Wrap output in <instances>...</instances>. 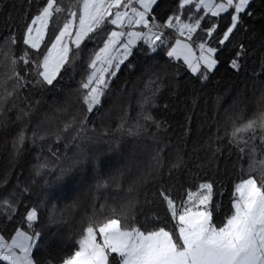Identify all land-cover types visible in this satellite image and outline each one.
<instances>
[{"label": "trees", "instance_id": "1", "mask_svg": "<svg viewBox=\"0 0 264 264\" xmlns=\"http://www.w3.org/2000/svg\"><path fill=\"white\" fill-rule=\"evenodd\" d=\"M49 1L43 39L33 48L27 29ZM82 1L0 0V235L9 240L22 229L35 237L34 264H62L112 220L124 231H168L179 246L175 214L203 183L214 229L232 216L238 182L253 179L264 198V0H252L232 27L234 5L211 16L194 9L196 0H157L150 37L108 74L93 107L88 80L116 28L110 16L69 43L53 80L41 75L62 28L77 29ZM182 22L193 46L215 48L212 70L192 73L169 58L179 35L172 24ZM255 117L263 124L253 134L240 130ZM31 210L36 218L28 221ZM107 258L120 263L117 253Z\"/></svg>", "mask_w": 264, "mask_h": 264}, {"label": "crops", "instance_id": "2", "mask_svg": "<svg viewBox=\"0 0 264 264\" xmlns=\"http://www.w3.org/2000/svg\"><path fill=\"white\" fill-rule=\"evenodd\" d=\"M136 1H138L136 9L138 11L133 10L129 14L125 12V14L133 15L132 22L126 25L130 29H141L142 35L146 34L149 37L150 33L147 29L149 23L147 27H144V24L139 20V15L145 12L144 15L148 17L157 0ZM251 1L237 0L233 3L234 13L231 27L235 25L238 15L247 9ZM222 2H213L214 4L212 8H209L208 13L211 16L225 13V3ZM81 3L80 22L74 37L72 36L74 44L80 42L94 26L106 17L110 16L112 20L114 11L122 7L120 0H83ZM181 5L183 6V4ZM178 24H172V26L179 31L180 26ZM64 33L65 30H61L59 34ZM140 38L139 34L134 35L130 43L132 48ZM67 44H69L68 39ZM215 52V48L208 45L199 51L190 42L178 35L167 53L172 61H181L190 72L196 73L200 69L212 70L216 66ZM253 186H247L249 194H242L235 198L233 214L225 226L220 229H214L209 224L210 216L206 210L210 200L209 189L199 187L198 190L189 193L180 210L181 212L175 214L178 221L179 246L175 245L168 231L161 229L147 234L137 230L124 231L119 228L115 220L100 227V237L108 243L106 247L111 248V252L120 256L119 264H264L262 261L264 256L261 250H264V236L261 232H255L256 219L251 207L253 204V195L251 194ZM200 190L206 193V198L203 201L198 200ZM255 194L259 199L257 193ZM237 204H239V211ZM258 227L260 230L261 226ZM14 232L9 240L0 235V263L31 264L28 253L30 254L32 250L35 237L22 229ZM108 251L110 252L107 249L106 254L98 256L100 264H108ZM94 256L96 258L97 255L94 254ZM87 259L88 256L74 255L72 259L62 264L75 263L74 260L87 261ZM32 264L34 263L32 262Z\"/></svg>", "mask_w": 264, "mask_h": 264}, {"label": "rangeland", "instance_id": "3", "mask_svg": "<svg viewBox=\"0 0 264 264\" xmlns=\"http://www.w3.org/2000/svg\"><path fill=\"white\" fill-rule=\"evenodd\" d=\"M221 1H223L222 3H225L224 12H226L229 9V7H231L233 5V3L237 0H221ZM190 2H191V0H180V4H183V6H185V4L186 5L190 4ZM213 2L219 3V2H216L214 0H196L194 2V9L197 11H199V10L202 11L205 15H210L208 13V10H209V8H212V5L214 4ZM51 5H52V2L49 1V3L46 4V6L42 9V11L38 15H36L33 18V20L31 21V23L27 29L26 36H25V42L27 45H29L33 48H36L40 44L41 40L43 39L44 32H45L44 30L46 28V24H47L49 15H50ZM81 7H82V5H81ZM124 9H125V6L123 3L122 7L117 8V10L114 11V14L112 16V20L110 17V21L114 25H116V28L110 33L109 37L105 41L104 46L97 53L95 60L92 63V66H91L92 67V73L90 74L89 80H88V86H89L88 95H87L88 97H86L88 99L91 107H93V105L98 104L100 98L102 97L103 93L105 92L106 86H104V82L106 81L108 74L117 70L119 68V66L124 62L126 57L128 56L127 54L129 53L130 49L132 48L130 43H131L134 35L139 34L141 37L145 36L144 34L142 35L141 29H137V30H135L133 28H131V29L129 28L126 30L121 29L124 25H126L127 23H131L133 20L132 19L133 15H128L132 11L129 12L128 14H125ZM136 11H138V10H136ZM144 13H141V15H139V20L141 21L142 24H144V27H147V25L149 23L148 17H147V15H144ZM80 17H81V14H80ZM137 24L139 25L138 21H137ZM178 26H180V27H179V31H178V29H177V31H178V34L180 35L183 32V30L188 29V26L190 27V24L182 22V23L178 24ZM70 29H71L70 26L69 27L66 26V27L62 28V30H65V33L59 34V36L56 38V40L51 45L49 51H47V53L44 55V57L42 59L41 75L44 78V80H46V81L53 80V78L56 76V74L60 70L62 64L66 60L68 49H69V44H67V39H68V43L74 44L72 42L74 40L73 35L75 34L77 29L74 32H72ZM66 34L69 35L67 39H66V36H67ZM150 35H151V33H150ZM150 35H149V37H150ZM80 42H78L77 44H79ZM77 44L75 43L74 45H77ZM128 46H129V49H128ZM88 86L86 85V87H88ZM137 86H140V84H137ZM114 105H116V104H114ZM112 108H113V110L108 111V112L112 113L111 115L113 116V113L116 110V108H114V106ZM66 111H70L69 108ZM254 119H256V117ZM101 123H103V122H101ZM259 124H263V123L261 121H259V118H258V120L256 119L255 121H251L249 123H246V124L242 125L241 127L238 126V128L240 127V130L245 131V133L252 132V134H253L254 133L253 130L256 129L257 127H259ZM238 128H236V129H238ZM239 137H242V136L239 135ZM122 142L124 143L125 141H122ZM248 185H254L253 190L251 191V194L253 195V197H252L253 204L251 207L253 209V216L256 219V225H255L256 230H255V232L256 233L261 232L262 235L264 236V198L260 194V192H259L258 188L256 187L253 179L246 178V179L238 182V184L236 185V188H235V192H236L235 196L240 197L239 195L249 194L250 192L247 189ZM200 187L201 188L206 187L207 189H209V184L203 183L200 185ZM246 189H247V191H246ZM255 193H257V195L259 196V199H257V197L255 196L256 195ZM205 194L206 193L204 191L200 190V196H199L198 200L203 201L206 198ZM167 204H168V208L170 209V212L173 213V211H174L173 203L168 200ZM237 206H238V211H239V204H237ZM35 216H36L35 211L31 210L27 214L26 218L28 221H32L36 218ZM259 225L261 226L260 230L258 227ZM253 233H254V231H253ZM106 245H108V243L103 241V239L101 237L98 240L96 238L95 233L89 234V236L81 244V247L78 250V253L75 254V256H81V255H84V257L88 256L87 261L74 260L75 263H71V264H100L98 256L100 254L101 255L106 254L107 249H109L110 252L112 251V249L107 248ZM261 250H262V253L264 256V250L263 249H261ZM94 254L97 255L96 258L94 256ZM28 255L30 258L31 252H30V254L28 253ZM30 260H31L30 263L32 264V262H33L32 258H30ZM262 261H264V258H262Z\"/></svg>", "mask_w": 264, "mask_h": 264}, {"label": "built area", "instance_id": "4", "mask_svg": "<svg viewBox=\"0 0 264 264\" xmlns=\"http://www.w3.org/2000/svg\"><path fill=\"white\" fill-rule=\"evenodd\" d=\"M124 3L125 6V12L129 13L138 7V1L136 0H120ZM213 27H211V31H213ZM182 38H184L186 41L193 43L192 36L193 32L190 29L183 30V32L180 34ZM194 46L199 50L202 51L206 47L205 41H197L194 43Z\"/></svg>", "mask_w": 264, "mask_h": 264}]
</instances>
